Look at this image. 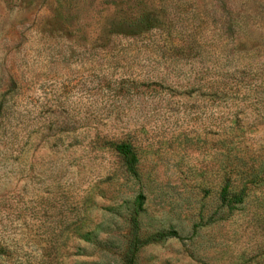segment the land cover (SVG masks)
I'll list each match as a JSON object with an SVG mask.
<instances>
[{
  "label": "rangeland",
  "instance_id": "374dc122",
  "mask_svg": "<svg viewBox=\"0 0 264 264\" xmlns=\"http://www.w3.org/2000/svg\"><path fill=\"white\" fill-rule=\"evenodd\" d=\"M170 232L135 264H264V0H0V264Z\"/></svg>",
  "mask_w": 264,
  "mask_h": 264
},
{
  "label": "trees",
  "instance_id": "16d2710c",
  "mask_svg": "<svg viewBox=\"0 0 264 264\" xmlns=\"http://www.w3.org/2000/svg\"><path fill=\"white\" fill-rule=\"evenodd\" d=\"M240 18H242L245 21H253L254 23H256L258 21L259 18H254L253 16H248V15H240ZM244 29L239 27V29L237 30L238 35H240L241 32ZM230 31V30H228ZM241 37L245 38V41H250V39L253 37L252 34L247 35H242ZM240 37V38H241ZM244 46V45H243ZM226 78L224 77L223 81H220V83L218 84V88L224 90L226 87H228L229 81H225ZM116 151L118 153H120L121 155L124 156L125 160H126V165L129 171L133 172L134 171V166L137 162L136 156L134 155L133 151L131 150L130 146L127 144H118L116 146ZM141 197V196H140ZM139 197V198H140ZM240 201V200H238ZM134 224H136L135 220H133ZM168 237H177V234L175 232H170V233H156L150 237H148L146 240H144L142 243L139 244V246L135 245L133 248V251L131 253V255L129 256V258L126 261V264H135L134 258H135V254L138 250V248L144 244L150 243V242H157V241H161L165 238Z\"/></svg>",
  "mask_w": 264,
  "mask_h": 264
}]
</instances>
